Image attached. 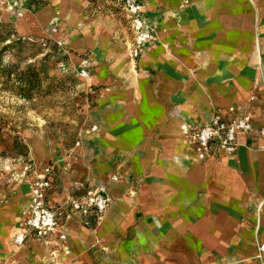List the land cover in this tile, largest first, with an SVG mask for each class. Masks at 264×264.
<instances>
[{
    "label": "crops",
    "instance_id": "crops-1",
    "mask_svg": "<svg viewBox=\"0 0 264 264\" xmlns=\"http://www.w3.org/2000/svg\"><path fill=\"white\" fill-rule=\"evenodd\" d=\"M115 1L123 40L93 102L91 170L53 168L48 191L56 207L106 183L109 205L98 223L67 217L48 238L27 230L19 247L32 176L24 179L0 194V264H264V139L241 136L231 156L199 160L187 134L232 105L264 125V0H138L152 39L131 61L132 33ZM88 4L47 0L17 30L39 31L56 10L66 18Z\"/></svg>",
    "mask_w": 264,
    "mask_h": 264
},
{
    "label": "rangeland",
    "instance_id": "rangeland-1",
    "mask_svg": "<svg viewBox=\"0 0 264 264\" xmlns=\"http://www.w3.org/2000/svg\"><path fill=\"white\" fill-rule=\"evenodd\" d=\"M46 4L0 1V25H5L0 26V50L13 43L0 53L1 63L31 64L44 76L41 90L29 99L0 89V194L23 186L28 166L49 164L72 172L77 166L91 170L93 164V102L107 86L104 76L113 72V43L123 40L120 9L115 0H89L78 13L64 18L56 10L41 30L20 33L17 24L23 15ZM96 75L103 77L93 81Z\"/></svg>",
    "mask_w": 264,
    "mask_h": 264
},
{
    "label": "built area",
    "instance_id": "built-area-1",
    "mask_svg": "<svg viewBox=\"0 0 264 264\" xmlns=\"http://www.w3.org/2000/svg\"><path fill=\"white\" fill-rule=\"evenodd\" d=\"M117 1L127 16L132 33L129 55L134 59L138 58L145 44L152 39V31L143 16L138 0ZM249 100H253V97ZM187 134L197 159L205 160L217 152L231 156L240 145L241 136L255 134L264 139V125L256 127L250 113L232 105L224 112L212 111L202 125ZM258 148L264 150V144ZM29 167L25 170L28 177L32 176L30 197L28 206L22 212L24 229L14 235L16 245L24 244L27 230L37 238H48L57 229L63 217H77L87 225L101 220L111 200L106 183L90 182L63 204L50 206L48 191L52 187L53 166L46 164L39 170ZM110 181L113 183L119 181L118 175H112ZM60 238H65L63 233ZM262 254L264 243L258 246V257L260 258Z\"/></svg>",
    "mask_w": 264,
    "mask_h": 264
},
{
    "label": "trees",
    "instance_id": "trees-1",
    "mask_svg": "<svg viewBox=\"0 0 264 264\" xmlns=\"http://www.w3.org/2000/svg\"><path fill=\"white\" fill-rule=\"evenodd\" d=\"M0 26L5 27L3 24ZM3 41L6 42L7 39ZM16 43L17 41L14 44ZM12 45L13 43L5 44L1 48L0 53ZM43 81V74L33 65L29 64L25 67H19L15 63L4 64L1 63L0 58V89L2 91L8 92L16 97L29 99L41 90Z\"/></svg>",
    "mask_w": 264,
    "mask_h": 264
},
{
    "label": "bare ground",
    "instance_id": "bare-ground-1",
    "mask_svg": "<svg viewBox=\"0 0 264 264\" xmlns=\"http://www.w3.org/2000/svg\"><path fill=\"white\" fill-rule=\"evenodd\" d=\"M8 219L10 220V224L15 223L18 225V223L20 221V215L16 214V213H11L10 216L8 217ZM11 233H13V230L11 231Z\"/></svg>",
    "mask_w": 264,
    "mask_h": 264
}]
</instances>
